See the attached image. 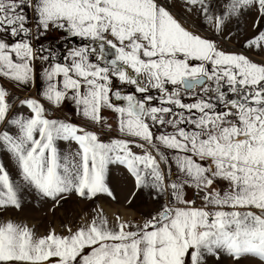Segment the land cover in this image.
Instances as JSON below:
<instances>
[{
  "label": "snow or ice",
  "instance_id": "snow-or-ice-1",
  "mask_svg": "<svg viewBox=\"0 0 264 264\" xmlns=\"http://www.w3.org/2000/svg\"><path fill=\"white\" fill-rule=\"evenodd\" d=\"M183 3L187 12L195 10L222 28L224 17L214 18L207 0ZM252 5L264 14V0H230L226 14ZM24 6L25 0H0V31L29 37L13 44L0 40V78L17 85L33 81L36 59L49 60L37 56L30 42ZM30 6L41 34L52 27L89 41L72 48L67 63L45 69L44 100L59 108L70 99L84 119L109 131L112 125L102 111L110 109L117 114L119 135L105 142L85 127L50 119L35 98L21 101L30 116L11 117L9 92L0 85V125H6L0 147L20 180L54 207L73 193L86 200L101 194L115 199L108 168L119 164L137 190L151 188L157 198L170 199L135 225L119 215L110 222L98 208L75 231L68 227L67 235L53 229L37 236L27 225L0 222V264H186V259L206 264V257L219 260L221 254L234 264L249 257L264 264V61L221 50L184 27L159 0H35ZM246 47L264 49V33ZM114 79L135 86L140 95L114 90ZM150 89L161 94L156 106L146 95ZM182 95L192 102L185 103ZM154 125L174 131L157 136ZM60 141L77 148L61 152ZM173 158L185 179L166 183L161 163ZM218 179L228 181L227 191L213 188ZM186 187L203 193L204 207L185 198ZM18 193L19 185L0 161V209H19ZM248 208L260 214L240 211Z\"/></svg>",
  "mask_w": 264,
  "mask_h": 264
},
{
  "label": "rangeland",
  "instance_id": "rangeland-1",
  "mask_svg": "<svg viewBox=\"0 0 264 264\" xmlns=\"http://www.w3.org/2000/svg\"><path fill=\"white\" fill-rule=\"evenodd\" d=\"M159 2L168 8L173 16L188 30L201 35L209 40L216 42L218 47L225 52L240 53L248 56L256 62L264 61V49H250L246 44L252 38L264 33V14H261L258 5L241 7L238 12L227 15L226 5L230 0H207L210 14L215 17H224V24L220 30H217L213 24L208 23L204 16L197 11L187 12L183 0H159ZM35 0H25V6L20 11L29 18L28 27L31 28L30 42L37 51V56L48 55L49 60L43 61L36 59L34 64V79L26 85H17L16 83L0 78V85L9 92V101L13 105L11 117L30 116V110L21 104L22 100L35 98L44 104L46 115L50 119L70 122L87 130L94 131L103 139L104 132H110L111 138H116L119 134L116 132L117 114L110 109H103L102 115L106 124L112 125V130L107 127L101 129L99 125H93L84 119L80 114L74 102L66 99L59 108L49 104L44 100L42 93L46 88L44 71L53 63H67L66 56L72 48H78L89 43L81 40L79 37H73L65 29L50 27L49 30L41 34L36 27V13L33 7ZM29 37L13 36L10 30L0 31V40L13 44L20 39ZM40 49H43L41 52ZM95 60V56L92 57ZM112 87L114 90H120L123 94L135 93V86L121 84L113 80ZM171 90L172 86H168ZM140 95L139 93H135ZM146 95H152L155 99L151 103L156 106L159 104L160 92L150 89ZM185 103H191L192 99L182 95ZM116 103H123L117 101ZM222 110V106L218 107ZM176 111H179L178 109ZM6 125H0V130H4ZM184 127V125H181ZM191 128V126H188ZM11 133L15 134L14 127H8ZM154 133L158 136L163 132L171 133L174 129L168 125H154ZM108 142V141H105ZM61 152L74 151L77 148L72 142H58ZM134 151L140 152V149L134 148ZM155 154V153H154ZM166 155L174 157L171 150H166ZM159 159V157H157ZM0 161L6 165L11 177L19 185V199L21 207H8L0 209V222L13 221L17 224L27 225L37 236H45L50 230H55L59 235H67L68 227L75 231L81 225L87 223L95 215L98 208L104 210L105 215L110 222H114L115 216L119 215L124 220L130 221L133 225L143 223L154 215L162 204L169 201L168 195L156 197L155 190L151 188L138 189L132 177L128 174L126 168L119 164H111L108 168V185L111 188L115 199L106 195H98L96 198L86 200L80 198L75 193L68 195L58 206H53V201L40 196L38 192L29 186L23 184L17 172L15 163L11 160L9 154L3 147H0ZM207 165L209 161H201ZM169 165L171 172L169 173ZM161 167L166 173V183L181 182L185 177L175 166L174 158L170 159L168 164L161 163ZM213 188L221 193L229 189V183L226 180L218 179L213 184ZM196 190L192 187H186L185 198L193 200ZM203 193L199 194L200 204L195 207H204L205 202L202 199ZM229 210V209H225ZM240 211H252L257 215L260 211L255 208L240 209ZM85 249V254L88 253ZM55 260V258H53ZM186 264L188 261L186 259ZM206 264H234L232 259L221 254L220 259L215 257H206ZM241 264H261L256 258H245Z\"/></svg>",
  "mask_w": 264,
  "mask_h": 264
},
{
  "label": "built area",
  "instance_id": "built-area-1",
  "mask_svg": "<svg viewBox=\"0 0 264 264\" xmlns=\"http://www.w3.org/2000/svg\"><path fill=\"white\" fill-rule=\"evenodd\" d=\"M102 137H103V139H104L105 141H109V139H111V133L105 131V132H104V135H103ZM193 200L196 201V203H195L196 206H198V205L200 204V197H199V195L197 194V192L194 193V195H193Z\"/></svg>",
  "mask_w": 264,
  "mask_h": 264
}]
</instances>
